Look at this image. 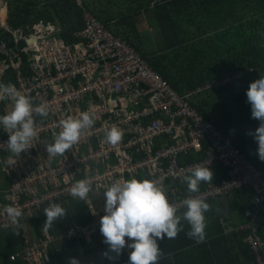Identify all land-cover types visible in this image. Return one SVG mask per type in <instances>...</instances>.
Listing matches in <instances>:
<instances>
[{"label": "built area", "instance_id": "obj_1", "mask_svg": "<svg viewBox=\"0 0 264 264\" xmlns=\"http://www.w3.org/2000/svg\"><path fill=\"white\" fill-rule=\"evenodd\" d=\"M168 1L172 0H154L153 6ZM77 2L82 6L81 0ZM0 29L6 38L11 35V41L0 38V83L6 79L5 85L13 84L49 113L47 117L35 115L37 136L20 156H12L6 143L10 133L0 127V166L10 184L0 209L12 205L20 207L24 217L40 214L51 203L78 200L71 196L70 188L85 178L98 193L106 191L114 180L133 177L156 181L166 188L168 181L182 183L195 165L209 167L220 162L230 168V179L193 196L207 201L252 187L256 197L246 212L251 221L246 227L250 232L247 241L253 264H264V237L258 234L263 222L264 176L191 106L188 95L178 94L134 47L113 35L89 12L84 16L83 31L75 35L85 45L68 44L59 37V26L42 27L27 37L13 33L6 23H0ZM21 40L33 42L20 50L17 43ZM242 75H228L201 90L225 88ZM109 99L116 101L115 105H109ZM11 108L10 100L0 101V115ZM82 112L95 117L94 125L84 130L79 142L63 156L50 160L46 147L62 130L61 121L78 118ZM112 126L124 132L117 146L105 140ZM202 145H207L208 151L201 162L182 163L192 149ZM168 198L178 206V212L184 211L181 201L185 197H179L177 190ZM91 212L92 220L85 225L70 227L57 236L45 235L33 244L27 242L22 260L47 264L46 251L52 241L98 234L105 209ZM21 221L13 223L0 210V230L19 227Z\"/></svg>", "mask_w": 264, "mask_h": 264}, {"label": "trees", "instance_id": "obj_2", "mask_svg": "<svg viewBox=\"0 0 264 264\" xmlns=\"http://www.w3.org/2000/svg\"><path fill=\"white\" fill-rule=\"evenodd\" d=\"M0 1L6 3L5 23L13 33L27 37L42 27L60 26L59 37L68 44H86L75 35L83 31L84 16L89 12L113 35L121 36L138 50L152 70L178 94L188 95L191 106L211 121L264 176V162L257 156L258 145L249 135L259 126V121L251 117L246 97L250 83L264 76V0H172L154 6V0H94L92 9L85 0H81L82 6L77 0ZM141 13L156 27L152 52L146 45L152 43L151 39L143 37L135 20ZM0 38H6L1 29ZM6 40L11 41V35ZM235 73L245 77L225 88L201 90ZM5 81L1 83L6 84ZM197 154L187 160L183 158L182 163L199 160L201 155ZM0 169L5 175L1 166ZM226 174L224 179L229 180L227 171ZM9 186L8 181V189ZM252 198L253 193L249 205L243 209L245 218L246 209L253 206ZM17 228L0 230V233ZM23 240L18 252L3 257L13 264H26L21 255L27 242H34L26 237ZM246 246L249 255V245ZM215 247L212 250L207 246L197 247L201 255L197 259L222 258ZM17 255L13 261L11 258ZM249 257L252 263L253 258ZM126 264H129L127 255Z\"/></svg>", "mask_w": 264, "mask_h": 264}, {"label": "clouds", "instance_id": "obj_3", "mask_svg": "<svg viewBox=\"0 0 264 264\" xmlns=\"http://www.w3.org/2000/svg\"><path fill=\"white\" fill-rule=\"evenodd\" d=\"M247 103L251 107V117L259 121V126L249 135L257 143V156L264 162V76L250 83L246 90ZM10 100L11 111L0 115V127L10 133L7 146L13 157L30 149L37 136L35 115H49L44 105L35 106L32 99L21 94L13 84L0 83V101ZM109 105L116 101L109 99ZM95 117L88 112L80 113L78 118L68 117L61 121V131L54 134V140L46 147L51 159L63 156L76 145L84 130L91 128ZM124 132L117 126H112L105 133L109 145L117 146ZM214 173L210 168L195 165L190 174L184 177L189 194L197 193L202 183H210ZM93 187L87 178L75 181L70 194L74 199L90 200ZM105 198V214L100 219V233L108 251L120 255L127 247L131 249L129 264H159L163 255L158 240L165 237L174 239L184 230L186 221L189 230L186 235L197 244L206 239L207 213L210 204L197 196L189 195L181 201L184 208L178 214V206L171 203L164 186L148 179L114 180L103 192ZM2 210L13 223L24 219L20 207L3 206ZM46 217L43 230L48 231L58 220L67 215V209L61 203H51L43 209ZM128 238L127 240L125 238ZM70 264H78L73 258Z\"/></svg>", "mask_w": 264, "mask_h": 264}, {"label": "crops", "instance_id": "obj_4", "mask_svg": "<svg viewBox=\"0 0 264 264\" xmlns=\"http://www.w3.org/2000/svg\"><path fill=\"white\" fill-rule=\"evenodd\" d=\"M85 1L92 9V1L94 0ZM5 13L6 3L0 1V22L2 20L5 22ZM207 150V145H204L202 151L194 150L188 153L184 159H190L193 154L198 153L197 155H201V158L192 163H199L203 160ZM210 169L214 173L210 183H220L219 181L227 177V170L220 165ZM210 183H202L200 190H204ZM7 189L8 180L0 169V205L3 203L4 193ZM173 189L177 190L179 197H185L189 194L185 181L179 184L168 181L166 185L168 197ZM250 197L251 193L245 194L241 191H235L227 198L208 202L211 207L206 214V239L203 243L197 244L186 235L189 226L186 221H182L184 230L176 238L168 239L165 237L158 240V245L163 253L159 264H253V261L251 263L249 260V255L251 257L252 255L251 252L248 255L245 235L240 231L246 222L243 209L249 205ZM61 204L67 209V215L56 221L48 231L43 230L46 217L42 212L34 216L24 217L20 226L14 231L0 233V264H13L3 256H11L18 252L23 247V237L38 242L45 235L55 236L58 232L70 227L89 223L92 220V209L96 212L105 209V198L103 193L93 192L90 195V200H68L61 202ZM103 241L104 237L100 232L92 238L81 240H54L46 251L47 264H70L73 258L78 261V264H126V255L128 256L131 249L125 247L120 255H116L108 251V246ZM213 245H217L215 251L222 255V258L197 259L201 256L200 251L199 254L197 253V247L207 246L212 250Z\"/></svg>", "mask_w": 264, "mask_h": 264}, {"label": "bare ground", "instance_id": "obj_5", "mask_svg": "<svg viewBox=\"0 0 264 264\" xmlns=\"http://www.w3.org/2000/svg\"><path fill=\"white\" fill-rule=\"evenodd\" d=\"M1 135V134H0ZM229 142V141H228ZM229 144H230V146L231 147H233L234 149H236V150H238L243 156H244V158L252 165V166H254L246 157H245V155L237 148V147H235L234 145H232L230 142H229ZM203 147H204V145H202L198 150H200V149H202L203 150ZM195 149H192L190 152H192V151H194ZM208 151V150H207ZM189 152V153H190ZM217 165H220V166H222L223 168H225L226 170H227V173H228V175H230V168L229 167H227V166H225L224 164H222V163H220V162H216V163H214L213 165H211V166H209V167H205V168H211V167H215V166H217ZM255 167V166H254ZM256 168V167H255ZM257 169V168H256ZM258 170V169H257ZM259 171V170H258ZM260 172V171H259ZM261 173V172H260ZM263 175V174H262ZM229 179H230V176H229ZM226 180H228V179H224V180H222L220 183H210V184H208L207 186H206V188L209 186V185H218V184H221L223 181H226ZM171 182V181H170ZM205 188V189H206ZM248 190V194L249 193H253V198H252V202H253V199L256 197V191L252 188V187H242V188H239V189H235V190H233L232 192H230L228 195H226V196H222V197H217V198H214V199H209V200H207V201H205V202H208V201H213V200H221V199H223V198H227L230 194H232L233 192H235V191H238V190H240L241 192H242V190ZM205 191V190H204ZM204 191H200V192H197V193H192V194H187L185 197H187V196H189V195H195V194H198V193H201V192H204ZM253 204V203H252ZM253 207V206H252ZM252 207H249L248 209H246V212L247 211H249V210H251L252 209ZM183 212V211H182ZM178 214H180V212H178ZM261 216H262V218H263V222L261 223V227L260 228H258L259 229V231H258V229H257V231H258V234L259 235H262L263 237H264V207H263V209H262V211H261ZM246 219H247V223L246 224H244L242 227H241V229H240V231L245 235V243L247 244V245H249V249H250V252H251V255H252V258H253V254H252V251H251V248H250V244H249V242L247 241V239H248V236H249V234H250V232L246 229V227L248 226V224L251 222L250 221V219H249V217L246 215ZM67 230V229H66ZM253 260H254V258H253Z\"/></svg>", "mask_w": 264, "mask_h": 264}, {"label": "rangeland", "instance_id": "obj_6", "mask_svg": "<svg viewBox=\"0 0 264 264\" xmlns=\"http://www.w3.org/2000/svg\"><path fill=\"white\" fill-rule=\"evenodd\" d=\"M44 6H47L44 4ZM5 20V19H4ZM135 20L138 22V28H139V31L142 33L143 37L144 38H150L152 43L148 42L147 47L148 49L152 52V51H155V47L153 45V39L156 35V27L154 25H152L151 23H149L147 20H146V17L143 13L139 14L138 16L135 17ZM1 23H5L3 20ZM60 27V26H59ZM121 37V36H120ZM138 51V50H137ZM151 67V66H150ZM242 79L245 77V75L243 74L242 75ZM210 122L214 128H216L214 126V124L211 122V121H208ZM196 150V149H195ZM247 222H245L246 224Z\"/></svg>", "mask_w": 264, "mask_h": 264}, {"label": "water", "instance_id": "obj_7", "mask_svg": "<svg viewBox=\"0 0 264 264\" xmlns=\"http://www.w3.org/2000/svg\"><path fill=\"white\" fill-rule=\"evenodd\" d=\"M1 23V22H0ZM5 24V23H2ZM33 41L32 40H21L19 43H17V47L20 50H23L27 45L31 44ZM242 193L248 194V190H242Z\"/></svg>", "mask_w": 264, "mask_h": 264}]
</instances>
